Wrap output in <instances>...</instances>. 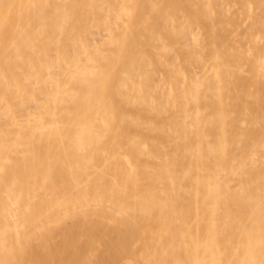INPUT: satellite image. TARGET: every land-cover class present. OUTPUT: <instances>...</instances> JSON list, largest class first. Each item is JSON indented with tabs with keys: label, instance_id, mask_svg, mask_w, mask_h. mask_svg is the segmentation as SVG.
Listing matches in <instances>:
<instances>
[{
	"label": "bare ground",
	"instance_id": "obj_1",
	"mask_svg": "<svg viewBox=\"0 0 264 264\" xmlns=\"http://www.w3.org/2000/svg\"><path fill=\"white\" fill-rule=\"evenodd\" d=\"M0 264H264V0H0Z\"/></svg>",
	"mask_w": 264,
	"mask_h": 264
}]
</instances>
